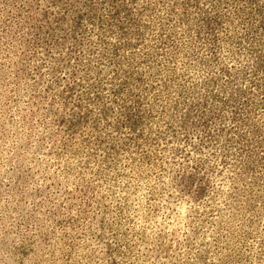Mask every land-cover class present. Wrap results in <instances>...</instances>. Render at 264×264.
I'll use <instances>...</instances> for the list:
<instances>
[{
	"label": "rangeland",
	"instance_id": "obj_1",
	"mask_svg": "<svg viewBox=\"0 0 264 264\" xmlns=\"http://www.w3.org/2000/svg\"><path fill=\"white\" fill-rule=\"evenodd\" d=\"M0 264H264V0H0Z\"/></svg>",
	"mask_w": 264,
	"mask_h": 264
}]
</instances>
